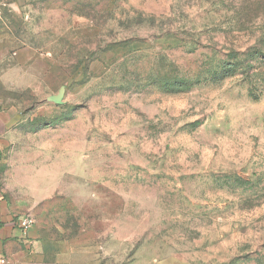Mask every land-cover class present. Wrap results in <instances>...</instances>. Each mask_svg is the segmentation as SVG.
Returning a JSON list of instances; mask_svg holds the SVG:
<instances>
[{"label":"rangeland","instance_id":"374dc122","mask_svg":"<svg viewBox=\"0 0 264 264\" xmlns=\"http://www.w3.org/2000/svg\"><path fill=\"white\" fill-rule=\"evenodd\" d=\"M0 203L44 264H264V0H0Z\"/></svg>","mask_w":264,"mask_h":264},{"label":"crops","instance_id":"0c3cea01","mask_svg":"<svg viewBox=\"0 0 264 264\" xmlns=\"http://www.w3.org/2000/svg\"><path fill=\"white\" fill-rule=\"evenodd\" d=\"M14 215L3 210L0 203V254L8 264H44L32 250L33 230H23Z\"/></svg>","mask_w":264,"mask_h":264},{"label":"trees","instance_id":"16d2710c","mask_svg":"<svg viewBox=\"0 0 264 264\" xmlns=\"http://www.w3.org/2000/svg\"><path fill=\"white\" fill-rule=\"evenodd\" d=\"M239 65H240V63H236L235 68H237V66H239ZM228 68H231V67H229L225 63L222 64V66H221V70L223 72L222 74H225V75L230 74L229 71H228ZM194 82H197V81H189V80H187L185 83H180V84L177 83L176 85L170 84L167 87L166 90H167V92H183V91L189 90L191 88V86L194 84Z\"/></svg>","mask_w":264,"mask_h":264},{"label":"built area","instance_id":"2783aa9c","mask_svg":"<svg viewBox=\"0 0 264 264\" xmlns=\"http://www.w3.org/2000/svg\"><path fill=\"white\" fill-rule=\"evenodd\" d=\"M19 226L23 230H28L32 226V220L30 218H24L19 220ZM0 264H8L7 259L0 254Z\"/></svg>","mask_w":264,"mask_h":264}]
</instances>
